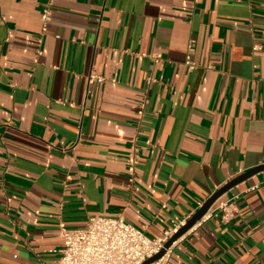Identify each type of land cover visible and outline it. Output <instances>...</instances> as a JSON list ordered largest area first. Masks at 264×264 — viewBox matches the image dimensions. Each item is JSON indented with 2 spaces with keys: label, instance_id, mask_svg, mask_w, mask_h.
I'll return each mask as SVG.
<instances>
[{
  "label": "crops",
  "instance_id": "1",
  "mask_svg": "<svg viewBox=\"0 0 264 264\" xmlns=\"http://www.w3.org/2000/svg\"><path fill=\"white\" fill-rule=\"evenodd\" d=\"M262 164L264 0H0V264H59L91 216L157 238ZM165 264H264V170Z\"/></svg>",
  "mask_w": 264,
  "mask_h": 264
},
{
  "label": "built area",
  "instance_id": "2",
  "mask_svg": "<svg viewBox=\"0 0 264 264\" xmlns=\"http://www.w3.org/2000/svg\"><path fill=\"white\" fill-rule=\"evenodd\" d=\"M50 15V8L44 10L42 19L45 23L49 22ZM140 158V148L134 139L128 153L132 182ZM224 217L230 219L233 213L227 211ZM180 227L181 224H178L164 230L161 236L151 238L142 229L127 221L123 214L91 216L83 227L70 229L62 226L63 244L59 264H143L158 254ZM169 250L149 264H165Z\"/></svg>",
  "mask_w": 264,
  "mask_h": 264
},
{
  "label": "water",
  "instance_id": "3",
  "mask_svg": "<svg viewBox=\"0 0 264 264\" xmlns=\"http://www.w3.org/2000/svg\"><path fill=\"white\" fill-rule=\"evenodd\" d=\"M264 170V164L259 165L255 168H252L251 170L241 174L240 176H237L227 184H225L223 187H221L218 191H216L214 194L206 200V202L203 204V206L185 223L183 224L177 232H175L169 240L165 243L164 248L153 257L147 259L143 264H149L160 257H162L167 249H170L171 246L174 244L175 241H177L183 234H185L190 228H192L197 222H199L208 212L210 207L215 203V201L224 193H226L228 190H230L233 186L240 183L241 181L245 180L246 178Z\"/></svg>",
  "mask_w": 264,
  "mask_h": 264
}]
</instances>
